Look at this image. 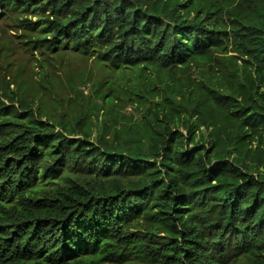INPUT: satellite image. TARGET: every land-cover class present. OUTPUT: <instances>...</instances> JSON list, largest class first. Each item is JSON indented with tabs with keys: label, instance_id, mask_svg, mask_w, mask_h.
I'll use <instances>...</instances> for the list:
<instances>
[{
	"label": "trees",
	"instance_id": "16d2710c",
	"mask_svg": "<svg viewBox=\"0 0 264 264\" xmlns=\"http://www.w3.org/2000/svg\"><path fill=\"white\" fill-rule=\"evenodd\" d=\"M7 7L0 60L30 52L0 74V264H264V0ZM69 53L109 86L53 84Z\"/></svg>",
	"mask_w": 264,
	"mask_h": 264
},
{
	"label": "rangeland",
	"instance_id": "374dc122",
	"mask_svg": "<svg viewBox=\"0 0 264 264\" xmlns=\"http://www.w3.org/2000/svg\"><path fill=\"white\" fill-rule=\"evenodd\" d=\"M17 12L18 10H12V7H7L5 10L0 11V30H1V27L6 29V31L9 33L8 34L9 39H13L14 37L13 30L10 28V26L13 25L14 22H16L13 16ZM5 38L6 36L4 37V39ZM12 42H13V45H15V49L12 50V52H9L10 54L9 56L6 55V58H4L3 60H0V74H2L1 67L3 68L4 64H7V66H11L12 64L19 65L21 62H23V56H25L22 54L25 52H30L29 50L26 51L25 47H22L23 42L19 38L12 40ZM1 46H3V44L0 42V48ZM32 53L33 55L31 57L30 63L33 67V65L39 64V61L42 58V54L40 51H35V50L32 51ZM53 63L55 64V66H52L49 68L50 69L49 74L51 75L53 84H58V83L66 84L70 81V78L72 76H79L81 74V70H84V76L81 77L80 79L75 78L74 85L79 84L82 80L85 81V82L80 83V85H78V90L83 92L85 97L90 96L93 93V91L95 90V87L97 86V82L101 77H104L107 80V82L104 83L103 85L104 87L109 86V83H110L109 81H111L114 78L113 73H111L110 71H106L102 66L96 63L93 59L79 57L77 55H74L73 53H69L68 56L63 58V60H59V58H56L55 60H53ZM34 70L35 71L38 70L36 66ZM129 72L134 73L131 71ZM64 80H67V81H64ZM127 81H128V77L125 79L123 87L120 88L121 93H123L124 90L126 89ZM32 87H33L32 89L38 90L40 86L39 84H37V81H35L34 83H32ZM72 97H73L72 95L68 96L66 98V101L68 102L69 98L72 99ZM87 101L85 102L86 106L90 104L91 105L94 104V103H90ZM98 102L100 103V105L101 104L103 105V102L101 100H98ZM67 109H68V106H67ZM83 110H85V107H83ZM126 112H131L130 108H126ZM137 261L138 260H131L129 261L130 263H127V264H133V263H136ZM138 264H146V263L140 262Z\"/></svg>",
	"mask_w": 264,
	"mask_h": 264
}]
</instances>
